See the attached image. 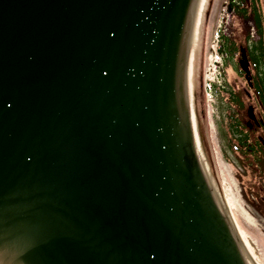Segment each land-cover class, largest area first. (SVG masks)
Returning <instances> with one entry per match:
<instances>
[{
  "label": "water",
  "instance_id": "obj_1",
  "mask_svg": "<svg viewBox=\"0 0 264 264\" xmlns=\"http://www.w3.org/2000/svg\"><path fill=\"white\" fill-rule=\"evenodd\" d=\"M199 2L0 0V264H246L191 121Z\"/></svg>",
  "mask_w": 264,
  "mask_h": 264
},
{
  "label": "rangeland",
  "instance_id": "obj_2",
  "mask_svg": "<svg viewBox=\"0 0 264 264\" xmlns=\"http://www.w3.org/2000/svg\"><path fill=\"white\" fill-rule=\"evenodd\" d=\"M225 1L204 0L200 6L191 44L187 95L193 107L194 121L192 116L191 121L196 146L207 180L218 195L219 201L215 200L230 222L243 260L246 256L252 264H264V156L259 163L249 155L237 153L229 147L226 132L227 114L234 111L245 130L250 132L251 140L259 142L257 137L260 136V142L264 143V125L252 129L246 124L253 122L248 116V107L254 109L256 117L262 115V108L249 87V76L238 73L241 52L229 58L218 49L221 37L235 42L240 51L258 41L259 35L251 12L245 17L236 15ZM257 4L264 20V0H257ZM216 30L220 33L217 55H222L219 56L222 66L218 76L209 59L214 55L212 45ZM225 58L227 64H224ZM216 79L223 81V87ZM206 81H213V101L207 99ZM228 87L239 93L243 102L241 109L231 106L222 96L220 89Z\"/></svg>",
  "mask_w": 264,
  "mask_h": 264
},
{
  "label": "trees",
  "instance_id": "obj_3",
  "mask_svg": "<svg viewBox=\"0 0 264 264\" xmlns=\"http://www.w3.org/2000/svg\"><path fill=\"white\" fill-rule=\"evenodd\" d=\"M248 3V4H247ZM230 6L235 10L236 15H241L242 17L247 16L251 12L255 26L257 28V33L259 35V40L253 42L247 46L244 50L248 60L249 73H242V69H239L240 74L245 77L249 76L250 81L249 87L254 92V96L262 108V118L264 120V20L261 11L258 8L257 0H239L238 4L230 3ZM222 41L219 46V50L226 53L230 58L236 56L239 51L235 42L221 37ZM241 56V53H240ZM224 64H227L226 58L224 59ZM248 74V75H246ZM248 79V78H247ZM248 79V80H249ZM223 97H226L229 104L236 109H241L243 107V102L241 101L238 92L233 91L230 87L228 89H220ZM227 135L229 147H232L236 152L242 155H249L253 159H256L259 163L263 162L264 156V143L259 142L255 139L251 140L250 132L246 131L240 118L234 111H229L227 114Z\"/></svg>",
  "mask_w": 264,
  "mask_h": 264
},
{
  "label": "built area",
  "instance_id": "obj_4",
  "mask_svg": "<svg viewBox=\"0 0 264 264\" xmlns=\"http://www.w3.org/2000/svg\"><path fill=\"white\" fill-rule=\"evenodd\" d=\"M232 2L238 3L237 0H232ZM225 3H226V5H228V0H226ZM219 37H220V33L218 32V30H216V33L214 35V44L212 45V53H214V55L213 56L212 55L209 56L210 63H214L213 64V70H214V74H217L216 76H218L220 74L221 66H222V63L220 61V57L222 55H219V54L217 55V53H218L217 50L218 49L216 50V47L218 46ZM216 81H217V83H218V85L220 87H223V86H221V83L223 81L221 82V81H219L217 79H216ZM212 82L213 81H206L205 82V92H206V95H207V99L211 100V101H213V98H214V95H215L214 90H213V83ZM214 86H216V85L214 84Z\"/></svg>",
  "mask_w": 264,
  "mask_h": 264
},
{
  "label": "bare ground",
  "instance_id": "obj_5",
  "mask_svg": "<svg viewBox=\"0 0 264 264\" xmlns=\"http://www.w3.org/2000/svg\"><path fill=\"white\" fill-rule=\"evenodd\" d=\"M204 1V0H203ZM202 0H200V2H199V6H198V11H197V18H198V15H199V10H200V6L202 5V2H203ZM201 13V12H200ZM197 18H196V24H197ZM191 116H192V121H194V114H193V107H192V114H191ZM192 124H193V122H192ZM208 183H209V180H208ZM209 187H210V190H211V192H212V195H213V198H214V200L216 199V200H218V197L216 198V195H217V193H215L212 189V187H211V185H210V183H209ZM218 196V195H217ZM215 200V201H216ZM219 201V200H218ZM217 203V202H216ZM217 205H218V203H217ZM218 207L220 208V206L218 205ZM220 211L224 214V212L222 211V209L220 208ZM225 217H226V214L224 215ZM226 220H227V223H228V225H229V227H230V222L228 221V218L226 217ZM232 227H230V231L232 232V229H231ZM232 234L234 235V233L232 232ZM244 256V255H243ZM245 257V259L246 260H244V262L246 263V264H252L249 260H248V258H246V256H244ZM246 261H248V263L246 262Z\"/></svg>",
  "mask_w": 264,
  "mask_h": 264
},
{
  "label": "flooded vegetation",
  "instance_id": "obj_6",
  "mask_svg": "<svg viewBox=\"0 0 264 264\" xmlns=\"http://www.w3.org/2000/svg\"><path fill=\"white\" fill-rule=\"evenodd\" d=\"M184 46H185V48L187 47V41H186V45H184ZM259 116H260V117H256V118H257V122L253 120V122L250 123V122L248 121L246 124L249 125V126H247V127H250V128H252V129H253V128H257V127H258V128H262L263 125H264V120H263V118H262L261 115H259ZM260 119H262L263 122L260 123ZM257 139L261 141V137H260V136H258Z\"/></svg>",
  "mask_w": 264,
  "mask_h": 264
}]
</instances>
